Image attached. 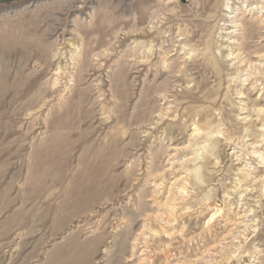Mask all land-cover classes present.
<instances>
[{
	"label": "rangeland",
	"instance_id": "374dc122",
	"mask_svg": "<svg viewBox=\"0 0 264 264\" xmlns=\"http://www.w3.org/2000/svg\"><path fill=\"white\" fill-rule=\"evenodd\" d=\"M0 264H264V0H0Z\"/></svg>",
	"mask_w": 264,
	"mask_h": 264
},
{
	"label": "bare ground",
	"instance_id": "6f19581e",
	"mask_svg": "<svg viewBox=\"0 0 264 264\" xmlns=\"http://www.w3.org/2000/svg\"><path fill=\"white\" fill-rule=\"evenodd\" d=\"M145 96V95H144ZM218 205V204H217Z\"/></svg>",
	"mask_w": 264,
	"mask_h": 264
}]
</instances>
